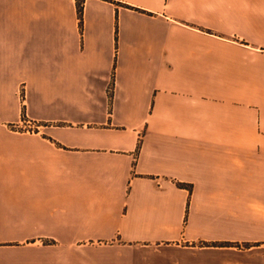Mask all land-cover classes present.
I'll return each mask as SVG.
<instances>
[{
  "label": "crops",
  "instance_id": "obj_1",
  "mask_svg": "<svg viewBox=\"0 0 264 264\" xmlns=\"http://www.w3.org/2000/svg\"><path fill=\"white\" fill-rule=\"evenodd\" d=\"M80 1L0 0V264H264V0Z\"/></svg>",
  "mask_w": 264,
  "mask_h": 264
},
{
  "label": "trees",
  "instance_id": "obj_2",
  "mask_svg": "<svg viewBox=\"0 0 264 264\" xmlns=\"http://www.w3.org/2000/svg\"><path fill=\"white\" fill-rule=\"evenodd\" d=\"M84 2L83 0L78 2V12H79V17H80V21H81V24H83V13H84Z\"/></svg>",
  "mask_w": 264,
  "mask_h": 264
},
{
  "label": "rangeland",
  "instance_id": "obj_3",
  "mask_svg": "<svg viewBox=\"0 0 264 264\" xmlns=\"http://www.w3.org/2000/svg\"><path fill=\"white\" fill-rule=\"evenodd\" d=\"M12 130H15V131H17V129H13V128H12ZM27 130H28V129H27ZM27 130H26V131H27ZM30 132L32 133V130H31Z\"/></svg>",
  "mask_w": 264,
  "mask_h": 264
}]
</instances>
